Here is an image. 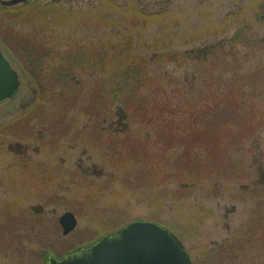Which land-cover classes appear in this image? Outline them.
I'll list each match as a JSON object with an SVG mask.
<instances>
[{
  "label": "rangeland",
  "instance_id": "obj_1",
  "mask_svg": "<svg viewBox=\"0 0 264 264\" xmlns=\"http://www.w3.org/2000/svg\"><path fill=\"white\" fill-rule=\"evenodd\" d=\"M127 1L0 0V50L19 77L0 102V264H47L136 220L175 233L193 264H264V21L248 9L258 0H134L159 16L133 31L114 9ZM130 41L147 77L117 91L124 66L111 54ZM236 82L239 106L220 123L210 108L222 111ZM159 131L190 143L164 152ZM209 146L223 154L215 169ZM66 211L76 226L64 236Z\"/></svg>",
  "mask_w": 264,
  "mask_h": 264
},
{
  "label": "water",
  "instance_id": "obj_2",
  "mask_svg": "<svg viewBox=\"0 0 264 264\" xmlns=\"http://www.w3.org/2000/svg\"><path fill=\"white\" fill-rule=\"evenodd\" d=\"M19 86L17 72L0 50V101L11 98ZM62 235L76 226L70 211L59 217ZM47 264H192L183 243L169 229L148 220L133 221L117 232L57 259L48 256Z\"/></svg>",
  "mask_w": 264,
  "mask_h": 264
},
{
  "label": "trees",
  "instance_id": "obj_3",
  "mask_svg": "<svg viewBox=\"0 0 264 264\" xmlns=\"http://www.w3.org/2000/svg\"><path fill=\"white\" fill-rule=\"evenodd\" d=\"M257 2L258 3L256 5L249 6L248 9H249L250 12H253V14H254V16L256 18L260 19L261 21H264V0H258ZM114 7H115L114 9L119 10L120 14H122L124 19L127 20V22H128V30H131V31L136 30V29H139V30L140 29L141 30L142 29L143 30L146 29L148 27V25H149L150 20H153L157 16H159V14H157L156 12L153 13V12L144 11V10H141V9L137 8L136 5H135L134 0H128L123 5H119V4L114 3ZM243 14H247V11H243L242 13L239 12V13H237L235 15V17L236 16L239 17L240 15H243ZM250 28H251V22L248 21L245 25H243L242 28L237 29L234 32V34H233V36L231 37V40H230L229 53H227V54H229L230 56L233 55L235 53L236 47L238 45L244 43V41L246 40V35H247V34H245V32L250 30ZM116 47L113 48L114 52L111 54V56H113L115 58V64H117L118 67L121 68L122 66H124V68H122L120 70V72H119V79H120L121 83L118 85L117 91H120L122 89V87L124 85H126V82H128L126 80H128V79L135 80L136 84L142 83L143 80L147 77V74L143 73V71L140 68V66L139 67L135 66L136 59H134L131 56V54H130V51H131V48H132V41H130L129 43H126V44H122V45L120 44L119 48H116ZM214 50H215V52L217 50L218 53H223L221 48H219L217 46H214L211 49L212 52ZM214 53L210 54V53L207 52V54H205V55H209L210 58L216 59L217 58L216 57V53L215 54ZM31 55H30V58H31ZM76 55H75V57H73V55H71V57H68L69 59L71 58L72 63H75V65H77V62L80 63V61L81 62L84 61V59L82 57L84 54L82 52H79L78 56H76ZM106 55L107 54L103 53V51H97V53L95 55H92V59L96 58L97 59L96 61L98 63H101V61L104 60ZM205 55H203V56H205ZM172 56H173L172 58L174 59V61H176L175 60V55H172ZM109 60L111 61V58ZM221 63H224V65H230L229 63H226L224 60H222ZM232 63H233V65H235V60H233ZM234 75H235V72L232 73V76H234ZM64 77H67V76L65 75ZM236 84H237V82L235 83V85L231 89L228 90L227 93H229V95L226 96L225 103H224L225 105H224L222 111H219L220 106H217V104H215L214 106H212L210 108V111H212L216 107L214 114H215V118L217 120L222 121L220 123L229 122L231 120V118L233 119V117H234L233 116L234 115L233 107L236 109L239 106V102H238V100L236 98L238 97L237 94L241 92V89ZM113 99H114L113 101L117 100V99H115V96H113ZM119 101H121V106H120L121 109H123V105L125 106V102L127 101L128 105H129V106L127 105V107H128L127 108V112H129V113H130V111H133V109L135 108V107L132 106L131 102L128 101V100H125V98L124 99L123 98H121V99L118 98L117 102H119ZM141 103H143L145 105L144 101H141ZM145 106H147V105H145ZM132 107H133V109H132ZM135 110L144 112V108L141 105L137 106L135 108ZM208 126H212V125L209 124ZM241 130H243L244 135H249L250 132L253 131L252 128H249L248 126L246 128H242ZM158 136H159V138H160V140L162 142V149L164 150V152L166 151L165 148L169 144H172V145H175V146L176 145L180 146V145H182V142H183V144H186L188 142L190 143L189 136H187V138L185 137V139H182V138L179 139L177 137V135H174V133H173V135L167 137V136H164L161 131L158 132ZM208 152H209V158H210V160H209L210 165L211 164H212V166L214 165L215 167H213V168L215 169L218 166V164H217V161L219 162L218 158L222 157L223 154H219L220 148H211L210 147ZM222 152H223V150H222ZM192 154L195 157H199L198 152H192ZM161 158H162L163 161L168 162V158L165 155L163 157H161ZM185 159H189V157L188 156L187 157H185V156L182 157V161H181V163L179 165V168L183 169V167L185 165V164H183V163H185ZM184 170H188V167H186Z\"/></svg>",
  "mask_w": 264,
  "mask_h": 264
}]
</instances>
